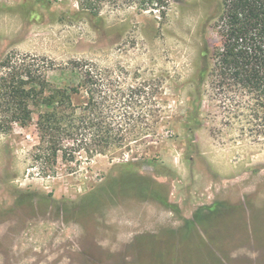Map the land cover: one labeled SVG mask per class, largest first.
I'll return each mask as SVG.
<instances>
[{"label": "rangeland", "instance_id": "rangeland-1", "mask_svg": "<svg viewBox=\"0 0 264 264\" xmlns=\"http://www.w3.org/2000/svg\"><path fill=\"white\" fill-rule=\"evenodd\" d=\"M222 13L223 0H170L165 17L136 0H0V61L46 57L57 83L88 59L157 101L140 138L74 162L36 160L34 124L0 131V264H264V136L248 97L212 85Z\"/></svg>", "mask_w": 264, "mask_h": 264}, {"label": "trees", "instance_id": "trees-1", "mask_svg": "<svg viewBox=\"0 0 264 264\" xmlns=\"http://www.w3.org/2000/svg\"><path fill=\"white\" fill-rule=\"evenodd\" d=\"M136 2L141 10H158L163 17L170 5V0ZM215 28L221 46L213 54L212 85L220 90L234 88V100L240 104L248 97L250 130L264 136V0H223ZM97 65L88 59L71 60L60 67L55 83L48 76L49 68L55 66L52 60L4 57L0 61V131L11 130L15 123L34 124L39 135L35 158L53 165L60 157L70 162L82 154L93 158L140 138L150 126L147 113L157 102L154 88L141 82L123 89L117 83L120 79ZM133 124L139 127L137 134Z\"/></svg>", "mask_w": 264, "mask_h": 264}]
</instances>
